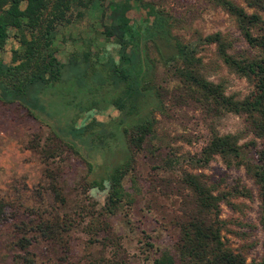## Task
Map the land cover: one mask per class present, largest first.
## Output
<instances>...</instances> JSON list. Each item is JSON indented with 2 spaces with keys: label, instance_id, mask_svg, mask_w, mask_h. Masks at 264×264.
Returning a JSON list of instances; mask_svg holds the SVG:
<instances>
[{
  "label": "rangeland",
  "instance_id": "obj_1",
  "mask_svg": "<svg viewBox=\"0 0 264 264\" xmlns=\"http://www.w3.org/2000/svg\"><path fill=\"white\" fill-rule=\"evenodd\" d=\"M142 1L166 16L172 38L195 45V58L200 59L201 74L208 82L219 85L224 96L242 99L248 94L249 83L228 70L213 44L201 42L219 32L229 44L230 54L237 58L256 56L257 51L247 47L225 11L210 0ZM229 1L251 12L243 0ZM133 10L136 13V8ZM75 11L72 8L71 23L56 28L51 48L64 64V72L62 82L53 84L40 97L42 108L28 111L17 102H0V264H19L20 239L28 243L27 251L35 264H84V254L99 249L97 244L88 248L89 236L82 230L87 212L104 207L109 190L106 176L127 157L121 131H134V116L121 117L113 105L120 90L106 83V67L102 66L108 58L117 60L116 49L99 37L102 22L97 4L85 10L83 18H76ZM261 16L264 19V14ZM19 48L10 32L0 49V60L11 64ZM146 55L155 67L154 80L162 88L161 107L149 99L140 103L144 107L139 112L141 120L147 119L151 108L152 133L134 157L131 174L121 181L124 195L115 214L106 216L110 229L120 237L127 263L152 264L155 259L171 258L176 264L172 247L176 231L168 228L167 221L178 214L177 197L184 174L196 176L225 195L219 206L222 242L240 253L246 263L259 262L264 256V211L251 177L242 167L225 168L217 156L204 167L192 162L211 131L238 134L239 144H259V139L248 132L242 117L231 113L216 117L197 104L184 103L177 89L180 84L162 67L163 62L174 64L167 61L171 51L162 42H149ZM70 60L78 65H71ZM82 128L81 134L72 131ZM45 145H73L76 154L65 150L47 160L42 154ZM168 158L171 168L164 164ZM64 216L74 219V224L65 223L66 232L60 228L59 240H47L35 226L38 217L60 224ZM146 242L151 247L143 245Z\"/></svg>",
  "mask_w": 264,
  "mask_h": 264
},
{
  "label": "trees",
  "instance_id": "obj_2",
  "mask_svg": "<svg viewBox=\"0 0 264 264\" xmlns=\"http://www.w3.org/2000/svg\"><path fill=\"white\" fill-rule=\"evenodd\" d=\"M210 1L235 21L247 47L257 51L256 56L252 58H237L228 52L229 44L222 39L219 32L201 40L203 43L213 44L217 57L228 70L249 83L250 91L242 99L224 96L219 85H213L203 77L200 59L195 58V45L182 44L172 38L169 35L166 16L150 2L0 0V49L10 32L20 45L19 50L14 52L11 64L0 60L1 103L17 102L28 111L40 110V97L53 84L62 82L64 64L56 59L51 44L56 28L65 27L72 22V8H76L74 15L79 19L83 18L85 10L97 4L99 19L102 22L99 37L111 42L116 49L117 60L108 58L102 65L106 67V83L113 89L118 87L120 95L113 101V105L121 117L133 115L136 126L134 131H128L126 128L121 131L127 157L106 176L109 190L104 207L100 210L89 209L87 212L88 220L82 230L89 236L88 248L97 244L99 249L93 254H84V264H128L127 253L120 244V237L112 232L106 222V216L115 214L124 195L121 181L131 174L134 157L152 133L151 108L148 109L147 119L144 117L141 120L139 112L144 107H141L140 103L149 99L161 107L162 88L154 80L155 67L146 55V45L154 40L162 42L171 51L167 61L174 64L168 66L167 62H163L162 67L166 74H170L180 84L177 89L184 103L197 104L216 117L222 113L242 117L248 132L259 139V144H255V141L239 144L238 134L218 135L211 131L205 146L192 162L196 167H204L217 156L227 169L242 167L253 180L258 201L264 211V19L261 16L264 14V0H243L245 7L251 10L250 13L229 0ZM137 17L139 18L136 19ZM84 55L89 57L88 53ZM14 62L17 63L13 64ZM70 62L73 66L78 65L72 64L71 60ZM77 79L78 76H75V83ZM84 129L72 131L81 134ZM54 140H57L56 136ZM254 145H257V148ZM45 149L42 154L46 155L47 160H54L65 150L76 154L73 145H47ZM161 164L163 165L162 162ZM164 164L171 168V159H166ZM131 180L135 182L134 178ZM180 181L182 192L177 197L180 200L178 214L167 221L170 225L168 228L176 231L172 245L176 264H264V256L259 262L246 263L240 253L233 252L222 242L220 234L223 222L219 219V206L225 200V195L200 182L196 176L184 174ZM150 209L151 207L148 210ZM2 215L3 204L0 203V219ZM62 218L64 219L59 224L43 222L38 217L35 226L47 240H59L60 228L66 232V229H63L64 224H74L71 217ZM148 244L146 242L143 245L151 247ZM27 246L28 243L24 239L17 241V248L21 252L17 261L19 264H35ZM152 264H174V261L171 258L155 259Z\"/></svg>",
  "mask_w": 264,
  "mask_h": 264
}]
</instances>
